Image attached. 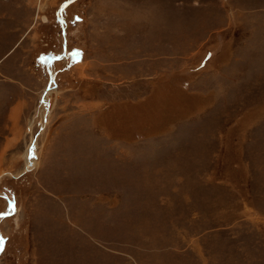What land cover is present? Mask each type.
I'll list each match as a JSON object with an SVG mask.
<instances>
[{
    "label": "rangeland",
    "instance_id": "374dc122",
    "mask_svg": "<svg viewBox=\"0 0 264 264\" xmlns=\"http://www.w3.org/2000/svg\"><path fill=\"white\" fill-rule=\"evenodd\" d=\"M0 264H264V0H0Z\"/></svg>",
    "mask_w": 264,
    "mask_h": 264
},
{
    "label": "bare ground",
    "instance_id": "6f19581e",
    "mask_svg": "<svg viewBox=\"0 0 264 264\" xmlns=\"http://www.w3.org/2000/svg\"><path fill=\"white\" fill-rule=\"evenodd\" d=\"M51 89V90H50ZM47 90V89H46ZM48 92L46 93V95L44 96V98H43V103L45 104H47L48 103V99H49V97H50V94H51V92L53 91L52 90V88H48ZM44 104H42V109H43V111L45 110V109H47L48 107L46 106V104L44 105ZM47 107V108H46ZM34 150V153L36 154V156H28V161H27V164H26V166L27 167H31V168H33L34 167V165H35V163L32 161V158H37L38 157V155H37V151L35 150V149H33ZM29 161H31V164H29L28 162Z\"/></svg>",
    "mask_w": 264,
    "mask_h": 264
},
{
    "label": "water",
    "instance_id": "95a60500",
    "mask_svg": "<svg viewBox=\"0 0 264 264\" xmlns=\"http://www.w3.org/2000/svg\"><path fill=\"white\" fill-rule=\"evenodd\" d=\"M63 52H64V48H63ZM66 52V51H65ZM58 57H60V56H54L53 57V59H55V58H58ZM53 78L52 77H50V80H52ZM30 156L32 155V156H36V154L34 153V150H33V148L31 149V151H30V154H29ZM29 164H31V161H29L28 162Z\"/></svg>",
    "mask_w": 264,
    "mask_h": 264
}]
</instances>
